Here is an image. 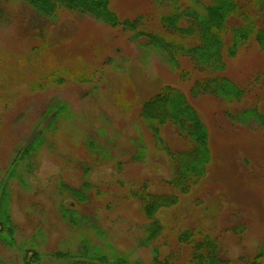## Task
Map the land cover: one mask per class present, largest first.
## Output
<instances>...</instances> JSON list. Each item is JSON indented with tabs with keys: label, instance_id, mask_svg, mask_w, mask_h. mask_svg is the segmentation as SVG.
I'll use <instances>...</instances> for the list:
<instances>
[{
	"label": "rangeland",
	"instance_id": "rangeland-1",
	"mask_svg": "<svg viewBox=\"0 0 264 264\" xmlns=\"http://www.w3.org/2000/svg\"><path fill=\"white\" fill-rule=\"evenodd\" d=\"M110 8L121 19L144 16L149 28H159V15L168 12L155 0H110ZM263 66L264 50L247 44L227 59L226 74L246 87ZM180 70L191 75L189 61L180 59L174 69L122 27L89 15L63 13L48 20L20 0H0V182H6L16 153L47 124L46 108L67 105L56 128L45 131L32 168L22 170L27 185L17 178L8 184L16 244L0 241V264H23L22 245L42 254L34 264H73L65 255L85 243L104 245L108 254L110 248L125 253L130 262L149 259V247L138 245L144 218L127 193L143 181L160 191L171 177L166 155L139 117L142 102L165 85L188 94L207 126L210 162L199 189L182 197L178 209L164 211L161 220L171 227H215L225 252L238 263L255 254L264 242V127L233 122L225 111L258 103L264 113V88L255 87L234 104L206 94L193 97L188 92L196 73L182 80ZM162 134L182 147L174 128L164 127ZM139 145L143 157L133 159ZM83 181L93 189L81 202L59 186L79 189ZM61 208L88 218L71 226ZM232 225L244 231L234 233Z\"/></svg>",
	"mask_w": 264,
	"mask_h": 264
},
{
	"label": "trees",
	"instance_id": "trees-1",
	"mask_svg": "<svg viewBox=\"0 0 264 264\" xmlns=\"http://www.w3.org/2000/svg\"><path fill=\"white\" fill-rule=\"evenodd\" d=\"M20 1L44 19L54 20L63 13L89 15L111 27H122L134 39L142 37L143 44L160 53L174 69H178L180 59L185 58L192 66L191 75L180 70L179 77L189 80L192 73H196L189 87L190 96L206 94L234 104L249 98L255 87L264 88V66L246 87L236 84L226 74L227 59L234 57L242 46L255 45L264 50V0H155L158 5L168 6V12L158 17L159 28H149L142 15L135 19L119 18L110 8V0ZM185 40L194 42L186 44ZM254 94L258 96L257 92ZM254 101L258 102L257 99ZM66 107L65 103L59 102L46 108L44 115L49 117L47 124L16 153L6 173V182H0V241L6 246L16 244L14 234L17 228L10 212L11 191L8 184L12 178H17L23 186L27 185L22 170L27 172L32 168L31 161L37 158L44 145L45 131L56 128V122L63 119ZM225 114L233 122L264 127V113L258 103L228 109ZM139 117L154 145L166 155L171 169V177L162 181L164 185L160 191H152L149 184L142 180L127 193V198L139 205L144 218L138 245L149 247V259L145 263L137 260L130 262L125 253H115L110 248L108 254L103 250L104 245L87 243L82 245L84 248L79 252L65 256L75 259L73 264H264V242L257 246L252 257L242 258L238 263L225 252L220 232L215 227L212 229L199 223L171 227V224L161 220L160 215L164 211L178 209L182 197L199 189L210 162L208 129L188 94L171 85L162 86L142 102ZM167 126L175 129L184 142L182 147L172 146L163 136L162 129ZM137 148L140 153L132 158L142 159L145 149L143 145ZM20 166L22 169L18 171ZM59 186L80 202L87 198L85 191L93 189L85 181L79 189ZM60 212L62 218L74 227L88 218L70 208H61ZM228 229L239 233L244 231V226L232 225ZM20 249L24 252L23 264H34L41 259L39 252H31L24 245Z\"/></svg>",
	"mask_w": 264,
	"mask_h": 264
}]
</instances>
